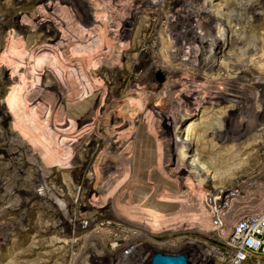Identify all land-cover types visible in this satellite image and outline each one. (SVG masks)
Returning a JSON list of instances; mask_svg holds the SVG:
<instances>
[{"label":"rangeland","instance_id":"obj_1","mask_svg":"<svg viewBox=\"0 0 264 264\" xmlns=\"http://www.w3.org/2000/svg\"><path fill=\"white\" fill-rule=\"evenodd\" d=\"M178 1L137 10L129 34L117 39L121 27L113 22L131 20V0H0V77L10 81L0 94L7 116L0 121V264H137L159 251L218 264L214 247L223 246L234 219L264 206V91L229 85L247 64L248 80L264 77V4L248 23L242 0L214 1L221 8L213 7L212 21L238 17L248 42L233 47L216 38L206 55L211 80L203 84L192 62L173 66L166 45L157 44L171 39L161 23ZM6 16L12 23L4 26ZM41 19L54 26L47 32ZM167 64L190 81L157 71L155 86L138 84ZM97 86L86 103L82 91ZM241 96L242 103L223 102ZM160 98L170 129L182 128L179 148L175 134L163 132ZM178 167L191 172L180 176ZM221 187L239 193L218 229L206 198Z\"/></svg>","mask_w":264,"mask_h":264},{"label":"bare ground","instance_id":"obj_2","mask_svg":"<svg viewBox=\"0 0 264 264\" xmlns=\"http://www.w3.org/2000/svg\"><path fill=\"white\" fill-rule=\"evenodd\" d=\"M172 1L173 0H147V1H144V2L142 1L139 3L136 0H131L130 5L128 6L129 11H130V14H132V15L135 13L131 17V20H128L130 17L129 16V17H126L123 19L122 18H116L115 21L113 22L119 28L121 27L120 30L118 31L117 39H119L120 37H123L124 35L129 34L130 30L128 29V26L130 27L135 22V20H136L135 15L137 14V12H136L137 10H142V9L143 10H150V9H152L154 11H162ZM214 1L215 0H193L192 1L193 3L187 4V2H190V0H179L177 2L176 6L173 7L170 10V12H168L163 17L161 26L164 25V26L170 28L171 39L170 40H159V41H157V44L160 46L166 45L165 46L166 52L164 54L166 55L167 58H170L172 61L177 62V65L167 64L165 66H161L160 68H156L153 71L151 70L147 73V75H148V77L146 79L147 81H143V80L140 81V79H138L139 80L138 84L144 83L145 85L148 86V88H152L153 86H155L156 83L153 81V78H154V75L157 71H162L167 77H169L170 75H174V76L180 75L182 81H188L187 72L182 71L180 69H177L176 67L173 68V66H180V65L184 66L190 62L193 63L192 69L190 72L193 73L194 75H197L199 78H201V80L203 81L201 83L206 84V82L211 80V78L206 73V70L209 69V64L207 63L206 55L210 49L212 42L216 38H220V39L225 40V41L230 40V44L233 47H236L237 45L243 46L244 44H246L247 40L246 41L244 40V36H245V32H246V29H245L246 26L240 22L238 17L233 18L231 23H228L229 19H221V20H218L217 22L212 21V20H214L212 16L214 14H216L215 9H217V8L213 9V7L217 6L219 9L221 8L218 5H216ZM233 1L234 0H226L225 2H233ZM196 2H197V5L195 6L194 4ZM223 4H225V3H223ZM263 4H264V0H242L240 3H238L237 6L239 7V11L241 14H242V11L244 10L245 14L247 15V17L249 19L248 23H250L251 18L256 20V18L261 14V11H259V10L261 8H263ZM85 7L89 8L88 5H86ZM219 12H220V10H219ZM39 22H40L39 24H40L41 28H46V31L48 29H51L52 26H54V23L52 20L42 21V19H41V21H39ZM11 23H12V21L9 19L8 16L4 17V19H3V25L4 26L9 25ZM52 31H54V30H52ZM175 32L176 33L180 32V34H182L180 36V38H177V37H175V35H173V33H175ZM227 34L231 35L230 39L227 38ZM82 35H84V34H82ZM57 36H56V32H55L52 35L53 38L48 39L47 43L48 42L51 43L53 40H56ZM70 36H71V34H67V38H69ZM68 42H70V41H68ZM186 46H188L191 49V52H186V50H185ZM170 47H176L177 51L175 53H172L170 51ZM182 56L185 57V59H182ZM148 58L149 59H148V62L146 64L153 62V60L155 58V54L153 51ZM230 59L233 60L232 55H230ZM183 60H186L188 63H186V61H185V63H182ZM247 66H248V64L243 65V67H239V68L235 69L233 77L229 78V80H231L230 81L231 83L229 82L230 83L229 85H233L234 87H239L238 85H243V84L247 83L253 87L260 88V89H262V91H264V77L259 78L258 80H257V78H258L257 77L256 81L252 80V82H251L250 80L247 79V76H246L247 72H248ZM27 68H28V66H27ZM3 78L4 77H2V76L0 77V86H1L0 87V94L4 92L3 85L5 86V84L7 85L10 83V81H4ZM195 78L197 80V77H195ZM178 86L179 85L176 83V84L171 85V88H176ZM100 88L101 87L97 86L94 89L91 88L89 91L88 90L86 91V89L84 91H82L81 94H83L82 95L83 100L86 103L92 101L95 97H97L99 95L98 91L100 90ZM194 88H195V86H194ZM196 88H197V90H201L202 92L205 91V93L221 94L220 91H217V90L216 91H209L205 87H201V85L196 86ZM21 90H23V89L21 88ZM21 90H16V91L20 92ZM93 91H94V93H93ZM198 93H199L198 91H195L194 94L197 95ZM152 94H154V93H152L149 90V96H152ZM234 96H236V95H234ZM203 98H205V97H203ZM239 98H240L239 100L229 98L228 101H223V102L225 104L226 103L228 104L231 102L232 103L233 102L242 103L244 101V97L241 96ZM191 99H193V94L192 95H190V94L186 95L185 102H187L189 104L191 102ZM199 104H201V103H199ZM155 106L158 108L157 116L160 118L161 125L164 128L163 132L175 134L174 139H175V142L177 144V148H179L178 136L182 132V128L177 129L178 124H176L173 126L172 129H170L171 126H170V123L167 122L168 114H167V108H166L164 99L160 98V100L156 103ZM228 106H229L228 108L232 107L231 105H228ZM0 107H2V103H0ZM195 109L197 111L200 110V108L198 109V107ZM195 109H193V111ZM6 119H7L6 114L0 112V121L2 122V121H5ZM101 119H102V116H101ZM103 119H104V117H103ZM220 133H221V131H220ZM193 134H194L193 131L188 132V138L186 139L187 145H190L193 142V138H194ZM226 134L227 133L225 132V135ZM109 146H111L108 148L110 150H114L116 148V145L112 142ZM20 151H21L20 149H16L15 151H12V153L10 154V155H12V159H14L15 155L19 154ZM199 161H200V159L197 158L195 160V162H193L191 164L190 167H194V164L197 165L199 163ZM189 171L191 172V169L189 170L186 168L183 169L181 167H178L176 173L180 176H186ZM260 186H261V184H260ZM261 188L263 190L264 185ZM258 190H260V189H258ZM256 191L257 190H254L252 192H256ZM238 193H239V190H234V191H232L231 195H237ZM159 253H162V251H159ZM140 254L142 255L141 252H140ZM163 254H164V252H163ZM143 255H144V253H143ZM153 255L151 257L148 256L147 258L145 257V259L143 261L141 260L143 263L141 261L140 262L142 264H150ZM139 257L141 258V256H139ZM141 263H139V264H141Z\"/></svg>","mask_w":264,"mask_h":264},{"label":"built area","instance_id":"obj_3","mask_svg":"<svg viewBox=\"0 0 264 264\" xmlns=\"http://www.w3.org/2000/svg\"><path fill=\"white\" fill-rule=\"evenodd\" d=\"M219 189L209 192L206 198L213 225L218 229L230 218L235 196L231 195L232 188ZM214 249L218 264H260L264 256V206L237 216L223 246Z\"/></svg>","mask_w":264,"mask_h":264},{"label":"water","instance_id":"obj_4","mask_svg":"<svg viewBox=\"0 0 264 264\" xmlns=\"http://www.w3.org/2000/svg\"><path fill=\"white\" fill-rule=\"evenodd\" d=\"M150 264H188V259L184 254L155 253Z\"/></svg>","mask_w":264,"mask_h":264}]
</instances>
